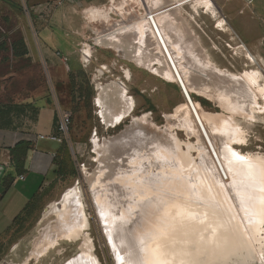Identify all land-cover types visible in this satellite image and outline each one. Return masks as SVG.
<instances>
[{"label":"rangeland","instance_id":"1","mask_svg":"<svg viewBox=\"0 0 264 264\" xmlns=\"http://www.w3.org/2000/svg\"><path fill=\"white\" fill-rule=\"evenodd\" d=\"M177 1L181 4L184 22L192 30L193 37L197 38L196 46L214 66L235 76L262 71L261 82L264 84V20H248L241 13L243 9L235 11L240 14L238 20H232L230 16L228 19L222 11H218V18L215 19L207 9L199 8V4L193 7L194 10L185 8L193 5L192 0ZM148 2L0 0V126L21 122L47 105L57 108L61 115L65 111L72 113V124L64 140L66 157L57 177L47 184L9 233L0 239V264H71L88 249L97 264H121L120 244L118 248L115 242L116 233L106 224L111 216L98 204L91 180L94 176L90 180L88 177V174L95 175L100 167L94 138L100 145H109L112 149V153L109 150L105 155L102 164L111 167V171L108 169L109 177L120 175L131 183L132 176L128 175L126 169L136 170L132 182L137 183V192L132 197L125 188L127 185H119L113 178L106 187L105 184L98 190V196L108 197L113 204L112 211H118L114 217H120L121 210L130 215V218H125L128 223L120 225L126 228L123 233L127 231L129 235V229L140 219L138 213L145 212V201L162 197V193L149 183H144L147 176L151 179V175L162 174V184L166 189L177 193V197L183 194L173 181L168 180L177 173L173 176L174 169L169 165V160H163L166 156L178 158L180 149L189 152L188 144L198 141L196 135L184 126V118L188 116L186 108L180 114L176 112L178 107L190 104L182 85L162 79L147 67L137 66L126 59L122 52L103 48L96 43V39L105 32L124 27L123 22L144 19L148 14ZM166 4L163 0L162 6ZM125 10L132 14L131 17ZM105 25L107 28H104ZM236 25H240L244 37L239 36ZM60 43H72V46L67 51L60 47ZM14 46L22 53L21 56H16ZM87 48L92 49L89 63L84 60V50ZM69 52L81 59V64L76 72L69 74L67 89L64 90L57 81L55 69L67 63ZM168 52L167 55H170L172 50ZM158 65L156 61L154 66ZM127 70L130 71V78ZM119 81L126 85L129 96L135 99L136 108L121 124L110 127L99 116L100 107L95 103L97 86ZM185 90L191 103L200 104L206 112L232 117V111L219 101L208 100L197 92ZM258 103L260 113L255 119L234 114L246 132V144L234 147L242 154H264V99H259ZM166 138L172 147L166 148L163 141ZM118 154H121L120 157ZM191 154L194 161L191 160L183 172V176L188 178H194V164L201 162L196 151L191 149ZM71 189L80 193L77 199L82 202L83 217L90 225L84 233L88 234L93 251L89 246L85 247L87 241L85 245L84 237L74 240L69 234V240L63 239L49 251L34 255L39 251L44 232L57 222L55 215L46 217L45 213L49 212L52 203L61 201ZM120 189H124V194L131 199H124ZM144 190L153 194L146 196ZM158 210L155 206L150 209L151 214H156ZM261 235L264 240V232ZM255 264H264V260H258Z\"/></svg>","mask_w":264,"mask_h":264},{"label":"bare ground","instance_id":"2","mask_svg":"<svg viewBox=\"0 0 264 264\" xmlns=\"http://www.w3.org/2000/svg\"><path fill=\"white\" fill-rule=\"evenodd\" d=\"M149 1L146 7L148 14L144 19H139L138 22H121L124 27L100 34L102 36L96 39V43L103 48L122 52L126 59L137 66L147 67L162 79L179 83L190 92H197L208 100L219 101L223 107L232 111V117L225 118L223 115L208 113L198 103H191L195 111L191 104L177 108L178 114L186 108L188 116L184 118V126L198 139L196 144H188L189 152H182L180 149L178 158L166 156L163 159L169 160L167 162L174 169L173 176L175 173L182 174L168 180L173 181L183 194L175 200L162 197L166 204L155 206V209H159L158 212L147 216L145 226H138L133 233L136 244L144 249L145 258H148L153 250L160 248L167 253L171 264H255L258 260L263 262L264 240L261 234L264 232V154H242L234 148L235 145L242 146L247 142L246 132L238 124L234 114L246 119L257 118L260 113L258 100L264 99V84L261 82L263 73L244 72L235 76L226 70L218 69L196 46L197 38L193 37L192 30L184 22L181 4L177 0H168L171 2L169 11L162 6L163 0ZM192 4L193 7L199 4L207 9L213 18H218V11L211 0H192ZM126 12L131 17L132 14ZM168 50H172L170 55H167ZM91 57L92 49H85L84 60L89 63ZM156 61L159 62L158 67L154 66ZM126 73L130 78V71L127 70ZM97 89L95 103L100 107L99 116L107 126H118L131 116L136 102L129 96L123 82H110L105 86L98 84ZM166 139L163 140L166 148L172 147V143ZM93 142L100 167L95 175L88 174V177L90 180L94 176L91 180L98 204L111 216L110 221L105 223L116 233L115 242L117 246L120 244V262L123 257V264H129L134 257L129 255V235L127 231L123 233L126 228L121 226L128 223L125 218H130V215L121 210V216L114 217L118 211H112L113 204L108 197L98 196V190L105 184L106 187L113 178L119 185L126 184L125 188L132 197L137 192V183L132 182L134 176L131 177V183L120 175L109 177L108 171L111 167L102 164L105 155L109 150L112 153V149L109 145H100L95 138ZM191 149L201 158L200 164H194V178L183 176L189 162L194 161ZM233 151L243 155L253 166L254 172L257 173L254 181L250 182L240 174L242 165L230 158ZM119 155L121 154L117 156L120 157ZM148 177L147 181L143 180L144 183L151 180ZM248 183H253V187L241 191L242 186ZM144 192L146 196L153 194L152 191ZM195 193L200 194L202 204L197 201ZM79 194L76 189L68 190L61 201L50 205V210L45 216L55 215L57 222L44 232L39 251L34 255L49 251L63 239L69 240V234L74 240L84 237L85 245L87 241L85 247L89 246L93 251L90 238L84 233L90 225L83 217L84 206L77 199ZM147 202L145 201V204ZM178 205L189 208L196 214L195 219H184L182 224L174 220ZM202 220L204 223L200 222ZM162 228L163 235L159 231ZM213 229L216 233L214 237ZM94 260L96 259L89 255L88 249L71 264H97Z\"/></svg>","mask_w":264,"mask_h":264},{"label":"crops","instance_id":"3","mask_svg":"<svg viewBox=\"0 0 264 264\" xmlns=\"http://www.w3.org/2000/svg\"><path fill=\"white\" fill-rule=\"evenodd\" d=\"M165 1L166 11L171 10V2ZM211 1L228 19L230 16L232 20H238L240 14L235 11L243 9L241 13L248 20H264V0ZM188 7L194 10L193 5L185 6ZM235 29L239 36L244 37L240 25ZM72 43H60V47L69 51ZM69 54L67 63L55 69L57 81L64 90L67 89L69 74L76 72L81 64V59L72 52ZM60 117L61 112L57 108L47 105L21 122L0 126V239L9 233L47 184L57 177L66 149L64 143L48 137L56 133ZM20 161L23 164H19Z\"/></svg>","mask_w":264,"mask_h":264},{"label":"snow or ice","instance_id":"4","mask_svg":"<svg viewBox=\"0 0 264 264\" xmlns=\"http://www.w3.org/2000/svg\"><path fill=\"white\" fill-rule=\"evenodd\" d=\"M230 158L236 162H239L242 165L240 174L246 180L250 182L255 180L257 173L254 172L253 166L246 161V158L243 155H240L238 152L233 151L230 154ZM126 171L128 175L131 177L135 175L136 170L129 168L126 169ZM229 171H231V169H229ZM162 181H163V177L157 175V176H153L151 180L148 181V183L158 192L162 193V197L175 200L178 194L163 187ZM137 182L139 183V181ZM192 187H195V185H192ZM251 187H253V183L244 184L241 188V191ZM119 191L121 192L124 199L126 200L131 199V197L124 194V189H120ZM194 195L196 196L197 201L202 204L203 201L200 197V194L195 193ZM162 197H158L157 199H149L148 202L144 205L145 212L138 213L140 219H138L136 223L132 226V228L129 229V237H128L129 245H130L129 255L134 257L132 260H130L129 264H171V261L167 258V253L162 251L160 248L153 250L151 255L148 258H145V256L143 255L144 249L137 246L135 238L133 236V233L135 232L136 228L138 226L143 227L146 217L151 215V211H150L151 208L157 205L166 204V200ZM125 207H129V205H125ZM165 215H167L166 212ZM195 215L196 214L190 211L189 208L178 205L176 206V213L173 219L179 221L182 224L184 219H190V220L195 219ZM205 216H207V213H205ZM200 222L204 223L203 220ZM159 231L161 235L164 234L163 228L160 229ZM215 234H216L215 229H213L212 232L213 237L215 236ZM224 259H227V257H224ZM121 264H123V257H121ZM181 264H183V262H181Z\"/></svg>","mask_w":264,"mask_h":264},{"label":"built area","instance_id":"5","mask_svg":"<svg viewBox=\"0 0 264 264\" xmlns=\"http://www.w3.org/2000/svg\"><path fill=\"white\" fill-rule=\"evenodd\" d=\"M62 1L66 2L69 0H62ZM228 1H231V0H228ZM193 110L195 111L194 108ZM71 124H72V113L70 111L63 112L59 121L57 122L56 133L50 135L48 138L58 143H64V140L66 139V136L69 133Z\"/></svg>","mask_w":264,"mask_h":264},{"label":"trees","instance_id":"6","mask_svg":"<svg viewBox=\"0 0 264 264\" xmlns=\"http://www.w3.org/2000/svg\"><path fill=\"white\" fill-rule=\"evenodd\" d=\"M14 51H15V54H16V56H21L22 55V53L20 52V51H18V49H17V47L16 46H14ZM56 127H57V124H56ZM19 164H23V162L22 161H20L19 162Z\"/></svg>","mask_w":264,"mask_h":264},{"label":"water","instance_id":"7","mask_svg":"<svg viewBox=\"0 0 264 264\" xmlns=\"http://www.w3.org/2000/svg\"><path fill=\"white\" fill-rule=\"evenodd\" d=\"M182 90H183V92H184V94H185V97L188 99L189 103L191 104V101H190V99H189V96H188V94H187L185 88L183 87V85H182ZM191 106H192V104H191ZM192 107H193V106H192Z\"/></svg>","mask_w":264,"mask_h":264}]
</instances>
